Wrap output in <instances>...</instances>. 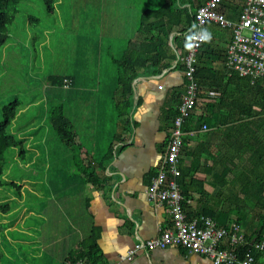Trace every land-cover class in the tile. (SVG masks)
<instances>
[{
  "label": "crops",
  "instance_id": "0c3cea01",
  "mask_svg": "<svg viewBox=\"0 0 264 264\" xmlns=\"http://www.w3.org/2000/svg\"><path fill=\"white\" fill-rule=\"evenodd\" d=\"M135 2L130 0L127 5L130 7L126 8L122 0L116 4V10L115 4L111 3V7L110 4L107 5L108 16L111 18L104 23V29L110 37L114 32L118 34L129 30L125 27V18L122 17L126 14L129 16L131 11L133 17L140 13L135 11ZM182 2L183 6L188 4L187 0ZM227 2L235 8H241L245 0ZM122 8H126L127 13L120 12ZM119 18H122V21L118 22ZM182 28L183 26L174 27L169 38L173 35L179 36ZM202 31L208 46L204 47L199 57L220 72L224 71V58L219 55L225 53L231 31L219 27L214 22L207 23ZM121 35L122 33L117 37L120 38ZM137 37V34L133 37L129 35L124 39L131 40V46L137 48ZM175 44L178 45L176 48L179 55H182L188 43ZM169 45L172 49L170 40ZM121 48L122 44L117 42L116 49ZM94 60L96 63L99 61L95 57ZM176 64V61H170V66L159 74H141L133 81L135 105L132 108L130 124L124 126L115 122L116 115L109 112L111 106L97 102L89 107V110L98 112L94 120L85 114L77 115L78 111L86 109L87 102H79L81 97L76 99V96L82 95L79 93L81 91L109 88L105 81L111 78L110 69L96 66L95 74L89 77L87 69L82 65L77 68L75 78L71 70L69 75L75 83L71 88L74 97L70 100V115L75 136L63 150L56 146L48 150L45 146V150L41 151L44 163L39 172L46 182L47 190L44 191L46 193L39 204V233L32 240H37L40 244L31 249L33 256H38V261H33L34 258H28L26 261L22 259V264H66L81 251L86 252L88 246L93 247V243L96 245L95 264H213L208 257L189 253L185 248L175 245L163 249H140L130 260L121 259V256H125L141 240L157 237L171 226L166 206L151 201L147 196V187L164 154L172 127L171 115L177 106L179 107L178 98L185 89L183 69ZM77 65L78 63H75L73 68ZM158 85H161V88H158ZM207 94L211 96L217 93L202 87L198 105L200 101L207 99ZM201 111V107L197 106L196 116ZM109 116L108 125L103 127ZM90 122L93 123L92 126H89ZM224 132V127L215 128L213 132L203 130L198 136L190 139L188 155L180 154L181 165L188 166L191 163L190 153L196 156L200 153V163L196 165L197 170L193 177L200 180L204 186L202 189L197 186V189L192 191L188 200L190 206L194 207L203 200L205 204L220 211L222 207L227 208L230 204L229 199L235 190L222 187L226 169L222 163H217L218 155L225 151L223 146H219L223 142ZM109 141L114 155L105 162L106 142ZM89 175L98 180H94L95 183L90 182ZM226 178L231 180L232 174L228 172ZM201 191H206L209 197L200 196ZM243 222L241 220L239 225L240 233L248 237L251 229L249 226L242 228ZM30 233L32 232L26 231L23 235L27 247L31 244ZM2 260L0 253V264H5Z\"/></svg>",
  "mask_w": 264,
  "mask_h": 264
},
{
  "label": "trees",
  "instance_id": "16d2710c",
  "mask_svg": "<svg viewBox=\"0 0 264 264\" xmlns=\"http://www.w3.org/2000/svg\"><path fill=\"white\" fill-rule=\"evenodd\" d=\"M27 1L28 0H0V51L9 38L10 28L20 12L21 4ZM44 1L48 4L53 0ZM129 1L130 0H123L126 8L130 7L127 6ZM135 1V11H140V13L138 12V14L133 17L131 11L129 16L123 14L125 17H122V15L120 17L125 18V23L127 25L133 20L135 21V23L132 22L135 26L132 29H127L131 30L132 37L136 34L138 35L137 39L139 42L137 48L131 46V40L124 39L125 35H123L122 31L118 34L114 32L113 36L110 37L108 33H105L106 31L103 28L105 35L98 36L95 40L89 38L92 50L96 52L95 58L100 59L98 53L102 48L105 49L104 51L107 53V59L104 67L110 69L111 78L105 81L109 88L104 87L95 89L94 91L79 92L82 95H77L76 99L81 97L79 102H87V106L86 109H81L82 111L77 112L78 116L85 114L88 118L94 120L98 112L94 111V109L89 110V107L93 105L94 102H97L100 105L111 106L109 112L116 115L115 122H120L123 126L130 124L129 121L132 108L135 105L133 100V81L137 77L141 76V74L157 75L163 69L170 66V61H176V65L183 69V72L186 69L184 63L180 59L185 52L179 55L178 49L176 48L178 45L175 43L179 42L182 45L188 43L189 31L194 21L195 11L198 7L205 4L207 0H187L188 4L185 6H183L182 0ZM243 6L244 4L241 5V8H235L231 6L227 0H220L218 11L223 13L226 19L237 22ZM135 7H133V9ZM126 8H122L120 12L123 13L124 11L127 13ZM48 10H51L49 6ZM122 18L117 19L118 22L122 21ZM31 19L35 20L32 17ZM37 20L38 19H36V22ZM181 26H183V28L180 30L179 36L173 35L169 38L172 29ZM218 26L231 31L229 44L233 39V29L230 27H222L219 24ZM120 33H122L121 39L117 37ZM77 40L88 42V38H85V36H78ZM169 40L171 41L172 49L170 48ZM117 42L118 44H122L120 50L116 49ZM205 43L204 40L196 53L194 77L198 82L200 90L202 87H206L208 91L217 94H211V96L207 94V99L205 101H200V105H198L200 93L197 96L194 108L196 109L197 106H200L202 111L196 116L194 110L184 121L183 130H185V132L194 131L195 134L189 135L187 133L183 136L180 154L188 155L187 149L190 139L198 136L201 131L213 132L215 128L220 129L224 127L223 142L219 146H223L225 151H221L218 155L217 163H222L224 169H226L225 175L223 176L224 180L222 181V187L225 189L230 187L237 192L235 195H231L232 198L229 199L230 204L227 208L222 207L220 211L207 203L205 204L203 200L194 207L190 206L188 200H190L192 191L196 190L197 186H199L200 189L204 186L200 180L193 177V173L197 170L196 165L200 163V153H198L197 156L190 153V155H192L191 163L188 166L181 165L179 158L180 175L177 177L176 181L180 186L184 198L183 207L189 218L203 215L213 218L222 226H228L231 222H235L239 226L242 220L239 219V217L242 216L240 214L246 210V204L234 205L242 203L239 201L233 202L234 199L239 200L245 196L250 200L252 199V202H255V207L259 209V212L264 208V80L258 79L251 82L249 77L240 76L238 73L228 70L226 65L225 70H221L220 72L218 69L210 66L208 62L202 61L199 55H202V50L204 47L208 46V44ZM226 50L223 55H219V57L224 58V64ZM108 55L111 57L109 58ZM79 58L81 57L75 58L73 63H78V65L75 68H71L69 72L61 75L51 74L46 77L49 83L45 89L48 96L50 99L55 98V96L59 98V103L57 104L50 105V103L47 102L49 105L46 104L45 112L43 113L45 121H48L49 127H51L54 132V136L52 138L49 137L53 142L52 147L46 145L47 139L44 138V144L48 150L54 149L55 146L62 150L67 148L72 142V138L75 136L74 124L71 121V115L68 113L70 100L74 97V94H71V88L75 82H72L69 74L72 70L73 78L77 75V68L79 69L82 65L81 62L85 61V59L80 61ZM78 76H80V73H78ZM55 87L59 90L68 92L65 96H61L58 90H55ZM75 92L76 91H73V93ZM84 97L87 99H84ZM180 98L181 94L178 98L179 102ZM137 103L136 101V104ZM179 104L180 103H178V105ZM19 107L20 101L15 99L1 108L0 163L4 160L7 149L15 146L22 147V140L17 141L15 136L8 132L9 127L17 117ZM104 113L106 114V112ZM178 113L177 106L171 115V126ZM109 121L110 116L108 122H105L103 127H106ZM92 125L93 123L90 122L89 126ZM203 126H205V129H203ZM113 135H115V133ZM106 153L104 157L105 162L114 155L111 141L108 143L106 142ZM226 163L229 164L226 165ZM228 172L232 174L231 180L226 178ZM0 174H2L1 167ZM88 180L95 183L94 180L98 179L95 176L89 175ZM200 196L208 198L209 194L206 191H201ZM0 206V209L6 208V205ZM223 214L225 216H222ZM232 217L236 221L232 219ZM259 217L262 223H260L258 227H254L253 230L250 231L248 237L243 235V237L249 241L264 240V214L260 212ZM95 246L96 245L93 243V247L88 246L86 252L81 251L72 259H69V261L86 258L91 264H95ZM248 250L251 251L255 259L261 255L249 245L239 246V253L241 256Z\"/></svg>",
  "mask_w": 264,
  "mask_h": 264
},
{
  "label": "rangeland",
  "instance_id": "374dc122",
  "mask_svg": "<svg viewBox=\"0 0 264 264\" xmlns=\"http://www.w3.org/2000/svg\"><path fill=\"white\" fill-rule=\"evenodd\" d=\"M121 2L53 0L47 4L44 0H28L21 4L20 12L10 28L9 38L0 51V120L1 108L18 99L19 111L8 132L17 141L22 140V147L7 149L0 163V205H6L5 209H0V253L5 264H22V259L26 261L28 258L38 261V256H33L31 249L40 244L32 240L39 233V204L47 190L46 182L39 172L44 163L41 151L45 150L44 138L47 139L46 145L52 147L53 142L49 137L54 136L43 113L46 104L59 103L56 96L52 99L48 96L45 90L49 84L46 77L69 72L75 65L73 62L76 57L85 59L81 63L89 77L95 74L96 66L104 67L107 59L105 49L102 48L98 53L100 59L96 63V52L92 50L89 38L95 40L103 36L104 23L111 18L107 5L111 7V3L115 4L116 10V4ZM48 6L51 10H48ZM132 22L135 23L134 20ZM132 22L126 24L127 28L135 26ZM123 35H131V30H123ZM78 36H85L88 42L78 41ZM55 90L61 96L68 92L57 87ZM237 201L242 203L234 205L246 204V210L239 217L244 221L242 228L249 226L253 230L258 227L262 223L259 215L260 212L264 214V208L259 212L255 202L245 196L233 200ZM26 231L32 232L29 234V247L23 236Z\"/></svg>",
  "mask_w": 264,
  "mask_h": 264
},
{
  "label": "built area",
  "instance_id": "2783aa9c",
  "mask_svg": "<svg viewBox=\"0 0 264 264\" xmlns=\"http://www.w3.org/2000/svg\"><path fill=\"white\" fill-rule=\"evenodd\" d=\"M220 0H207L198 7L189 31L188 45L180 58L186 69L185 89L181 95L178 115L174 118L166 142L164 154L159 161L151 182L147 187L148 198L156 204H164L169 213L171 226L160 235L141 240L122 260H130L138 250L181 246L189 253L208 257L213 264H264V240H247L235 222L228 226L219 225L208 216L189 218L183 207L184 198L176 179L180 175L179 158L185 134L184 121L195 110L200 93L194 77L195 57L200 45L206 40L202 29L209 22L233 29V39L227 45L225 65L240 76L249 77L251 82L264 80V0H245L237 22L226 19L218 11ZM161 88V85L157 86ZM205 129V126H203ZM240 245H249L261 255L255 259L250 250L239 253ZM66 264H91L86 258L70 260ZM114 264H119L116 262Z\"/></svg>",
  "mask_w": 264,
  "mask_h": 264
}]
</instances>
